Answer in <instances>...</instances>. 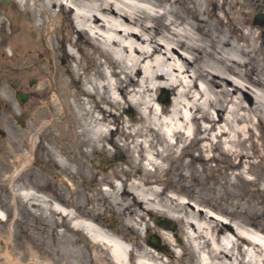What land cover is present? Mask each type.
I'll return each instance as SVG.
<instances>
[{
  "label": "bare ground",
  "instance_id": "obj_1",
  "mask_svg": "<svg viewBox=\"0 0 264 264\" xmlns=\"http://www.w3.org/2000/svg\"><path fill=\"white\" fill-rule=\"evenodd\" d=\"M12 1L29 15L27 29H21L28 34L31 29L30 45L36 46L37 39L46 33L42 40L53 63L58 56L76 58L74 67L67 64L49 72L46 78L47 83L52 78L50 103L58 100L62 106L57 114L62 118L66 111L72 112L76 125H88L93 138L107 135L111 124L135 133L145 131L137 142L143 150L138 159L145 161L142 167L149 173H156L164 164L160 158L163 153L148 148L153 144L148 133L162 138L167 148L179 147L174 150L177 156L200 136L203 159L218 162L217 147L239 156L237 144L252 133L255 121L264 122V79L260 78L264 76V43L256 44V24L248 20L242 23L240 19L241 15L252 14V0H225L211 30L204 29L208 24L204 17L208 0H190L184 7L192 17L187 20L171 17L172 4L177 0H165L158 5L151 0ZM211 2L217 9V2ZM165 3H169L168 9L164 8ZM68 11H72L69 19ZM152 22L160 28L155 29ZM227 23H233L238 31L235 37L227 38ZM212 31L217 33L214 37ZM82 33L104 48L105 62L99 61V50L83 46ZM85 43L88 45V41ZM216 43L221 45L220 49L214 47ZM69 48L76 49L77 57ZM247 57L246 62L243 58ZM200 59L196 72L192 66ZM251 61L256 64L258 75L253 79L249 76L252 70L246 69ZM91 69L97 70L92 73ZM162 88L173 92L170 107L162 106L152 96ZM221 95L226 96L224 102ZM132 104L138 105L140 117H122L119 110ZM91 115L90 123L81 120V116ZM63 121L55 125L64 126ZM179 143L182 145L177 146ZM139 173L125 175L123 179L117 172L113 175L120 181L114 184V191L127 185L124 194L139 207L125 219V227L136 238L119 232H101L91 222L75 219L65 207L57 205L55 210L68 218L73 228L85 230L92 241L108 250L115 264H181L190 256L185 242L196 264H264V236L211 209H198L180 193L168 195V190L158 187L160 181H152L141 170ZM115 200L117 206L119 200ZM153 216L163 217L161 227L151 224ZM170 221L178 227L174 233L166 226ZM153 231L162 238L163 242H158L165 251L143 239ZM132 243L137 244V249Z\"/></svg>",
  "mask_w": 264,
  "mask_h": 264
},
{
  "label": "rangeland",
  "instance_id": "obj_2",
  "mask_svg": "<svg viewBox=\"0 0 264 264\" xmlns=\"http://www.w3.org/2000/svg\"><path fill=\"white\" fill-rule=\"evenodd\" d=\"M151 1L158 5L165 0ZM215 1L217 9L211 0L207 1L205 30H211L217 24L216 14L222 12L220 8L226 2ZM189 3L190 0H177L172 4L171 17L191 19L184 8ZM168 5L165 3L164 8L168 9ZM251 10L249 17L241 15V22L248 20L256 24V44H263L264 18L259 16L264 15V0H252ZM71 15L72 11H68L66 18ZM29 19V15L17 8L12 0L0 2V264H115L108 250L92 241L85 230L73 228L71 221L55 210L57 205L65 207L75 219L89 221L101 232L109 235L119 232L127 238H136L125 227V219L139 207L124 194L127 185L114 191V184H120L113 178L115 172L123 179L139 175L141 170L152 181H160L158 187L168 190V195L180 193L185 201L198 209H211L228 221L240 223L264 236V122L255 121L252 133L237 144L239 156L224 153L217 147L220 152L218 162L203 159L200 136L192 139L191 146L177 156L174 150L179 147L167 148L162 138L148 133L153 141L148 148L162 152L160 158L164 164L156 173H149L142 167L145 161L138 159L143 150L137 142L142 140L145 131L135 133L111 124L107 135L93 138L88 125H76L72 112L66 111L62 118L57 114L62 106L58 100L50 103L48 94L52 91V78L49 83L46 78L49 72H56L67 64L74 67L76 58L58 56L53 63L51 53L45 50L47 44L42 40L46 33L37 39L36 46L30 45L31 29L29 34L21 29H27ZM151 25L160 28L157 22ZM227 25V38L235 37L238 31L233 23ZM212 32L214 37L217 33ZM82 36L83 46L99 50V61L105 62L104 48L85 33ZM74 37L76 39L77 35ZM206 39L209 41L210 38ZM215 46L221 48L218 43ZM69 49L77 57L76 49ZM244 59L247 62L249 57ZM200 61L192 66L196 72ZM255 68L253 61L246 66L253 72L249 75L252 79L258 77ZM96 70L91 69L92 73ZM260 78L263 80L264 76ZM244 79L249 85L247 77ZM14 81L18 82L15 87ZM18 92L27 95L23 103L16 98ZM152 96L162 106L172 104L173 92L168 88H162ZM225 98V95L220 96L223 102ZM119 111L124 118L140 117L138 105L132 104ZM91 118L92 115L81 116V120L89 123ZM61 119L66 124L57 127L55 124ZM47 121L50 125H44ZM116 198L120 203L117 206L114 205ZM160 200L163 201V196ZM163 221V217L153 216L151 224L161 227ZM166 226L172 233L178 228L171 221ZM152 236L163 242L156 231L143 239L150 244ZM178 236L184 241L182 233ZM173 241L178 243L174 238ZM185 243L190 256L186 261L181 260V264H196L189 244ZM160 246L157 247L165 251ZM132 247L137 249V244L132 243Z\"/></svg>",
  "mask_w": 264,
  "mask_h": 264
},
{
  "label": "water",
  "instance_id": "obj_3",
  "mask_svg": "<svg viewBox=\"0 0 264 264\" xmlns=\"http://www.w3.org/2000/svg\"><path fill=\"white\" fill-rule=\"evenodd\" d=\"M0 2H2V3H8V0H0ZM260 18H264V15H262V16H259ZM17 81H14V87L17 85ZM26 98H27V95L24 93V92H18V94H17V99H18V101H19V103H23L25 100H26ZM158 240L157 239H155V237H150L149 238V242L150 243H152V244H154V245H156V246H158V247H161L159 244H158V242H157Z\"/></svg>",
  "mask_w": 264,
  "mask_h": 264
},
{
  "label": "flooded vegetation",
  "instance_id": "obj_4",
  "mask_svg": "<svg viewBox=\"0 0 264 264\" xmlns=\"http://www.w3.org/2000/svg\"><path fill=\"white\" fill-rule=\"evenodd\" d=\"M260 19H262V18H260ZM17 94H18V93H17ZM16 98H17V97H16ZM17 100H18V99H17ZM20 121H21V122H23L22 118L20 119ZM0 133H2V131H1V130H0Z\"/></svg>",
  "mask_w": 264,
  "mask_h": 264
}]
</instances>
